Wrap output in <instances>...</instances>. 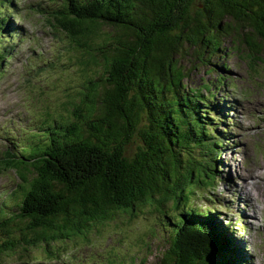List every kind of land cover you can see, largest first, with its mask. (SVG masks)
<instances>
[{
    "label": "trees",
    "instance_id": "trees-1",
    "mask_svg": "<svg viewBox=\"0 0 264 264\" xmlns=\"http://www.w3.org/2000/svg\"><path fill=\"white\" fill-rule=\"evenodd\" d=\"M60 1L47 20L66 48L22 81L40 87L37 73L61 56L79 85L6 134L12 148L1 150L0 168L18 181L0 200V258L40 254L59 264L66 242L118 216L159 212L168 237L150 264H249L230 223L193 204L215 188V156L230 135L218 129L228 107L203 92L214 83L186 80L198 62L230 52L259 75L264 0ZM18 2L0 0V73L24 39L11 28ZM111 256L104 262L121 264Z\"/></svg>",
    "mask_w": 264,
    "mask_h": 264
},
{
    "label": "rangeland",
    "instance_id": "rangeland-1",
    "mask_svg": "<svg viewBox=\"0 0 264 264\" xmlns=\"http://www.w3.org/2000/svg\"><path fill=\"white\" fill-rule=\"evenodd\" d=\"M60 4V0H20L17 13L10 16L11 28L19 26L25 35L22 42L14 41L15 47L2 65L5 71L0 73V152L12 148L4 135L7 127L28 112L40 113L45 103L58 105L78 88L80 72L72 70L73 65L65 67L61 56L58 62L63 63L53 69L43 66L37 73L33 80H38L35 84L40 87L22 81L31 64L42 66L58 49L66 48L64 36L47 20ZM208 61L198 62L186 83L196 88L214 83L210 91L203 92L206 96L215 94L217 105L228 107V119L218 129L230 139L215 156L219 170L215 188L210 194L199 193L192 201L200 211L215 213L222 225L230 223L225 225L227 232L243 248L242 256L249 264H264V184L259 180L264 182V66L255 77L240 54L230 52ZM185 64L193 66L191 61ZM17 181L14 171L0 168V200L3 191L14 188ZM163 219L159 212L118 216L92 231L87 240L63 244L59 264H107L105 257L110 254L121 264H143L145 260L150 264L166 244L168 230L161 224ZM36 257L42 255L34 254L32 260L19 254L5 256L0 264H37ZM45 260L48 262L43 264H54L52 258Z\"/></svg>",
    "mask_w": 264,
    "mask_h": 264
},
{
    "label": "bare ground",
    "instance_id": "bare-ground-1",
    "mask_svg": "<svg viewBox=\"0 0 264 264\" xmlns=\"http://www.w3.org/2000/svg\"><path fill=\"white\" fill-rule=\"evenodd\" d=\"M21 32H22V30H21ZM259 180H260V182H261V183H263V184H264V182L262 181V178H260ZM246 191H249V190H248V189H246ZM249 192H250V191H249Z\"/></svg>",
    "mask_w": 264,
    "mask_h": 264
}]
</instances>
